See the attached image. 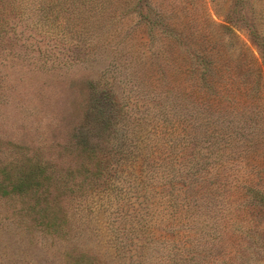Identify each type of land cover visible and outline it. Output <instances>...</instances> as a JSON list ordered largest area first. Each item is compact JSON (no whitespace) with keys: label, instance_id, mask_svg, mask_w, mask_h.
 Segmentation results:
<instances>
[{"label":"rangeland","instance_id":"obj_1","mask_svg":"<svg viewBox=\"0 0 264 264\" xmlns=\"http://www.w3.org/2000/svg\"><path fill=\"white\" fill-rule=\"evenodd\" d=\"M52 1L0 0V264H125V222L148 204L167 213L159 198L144 202L134 157L169 152L178 116L193 132L210 106L246 118L264 152V0H152L151 12L132 11L93 40L50 18ZM158 13L191 45L215 47L207 85L192 50L139 27ZM240 204L231 194L219 259L264 264V212Z\"/></svg>","mask_w":264,"mask_h":264},{"label":"trees","instance_id":"obj_2","mask_svg":"<svg viewBox=\"0 0 264 264\" xmlns=\"http://www.w3.org/2000/svg\"><path fill=\"white\" fill-rule=\"evenodd\" d=\"M122 3L120 0H53L51 11L48 9L52 15L48 16L59 20L61 14L67 32L75 34L77 39L89 34L93 40L105 35L101 31L103 28L107 27L106 31L110 32L117 21L132 11H152V0H125ZM121 11L123 14L118 16ZM156 17L160 18L142 16L141 21L145 24L139 27L143 26L150 33L158 30L165 34L174 50L183 53L192 50L197 55L194 68H199L207 85L215 67V47L191 45L161 13ZM200 87L206 92L214 89L211 84ZM211 107L203 112L206 122L199 124L195 132L182 127L185 120L178 116L176 122L180 121L182 130L175 129L168 134L166 140L172 143L169 152L154 145L150 152L144 150L134 157V160L142 159L138 169L134 168L131 174L133 176L136 170L138 177H133L139 179L144 202L159 198L167 213L145 212L148 204L138 212V220L125 222L123 231H120L124 244L122 252L126 259L129 258L125 264H155L153 258L159 259L158 264L231 263V259L225 260L227 252L222 254L223 261L219 259L225 233L222 215L232 211L226 208L231 194L240 193L238 210L250 207L254 212L257 209L264 212V152H259L255 145L258 141L249 136L252 122L246 118H230L228 112L218 109L215 113ZM120 153L131 159L130 149H123ZM258 158L262 161L260 166ZM44 173L36 170L31 175L40 179ZM95 173L96 177L104 175L101 167ZM23 183L20 182L15 189L21 188ZM119 190L122 191L121 187ZM157 215L160 220L155 219ZM164 215L167 216L165 220L161 219ZM162 223L166 224L165 229L160 228ZM161 229L170 236L167 238L166 233H159ZM161 237L165 240L161 241ZM166 242L171 246L163 252L162 246ZM149 260L153 262L148 263Z\"/></svg>","mask_w":264,"mask_h":264}]
</instances>
